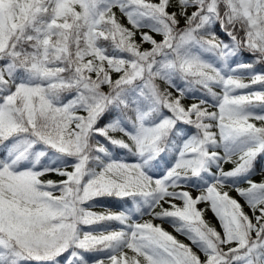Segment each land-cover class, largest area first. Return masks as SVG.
I'll return each mask as SVG.
<instances>
[{
    "label": "snow or ice",
    "instance_id": "snow-or-ice-1",
    "mask_svg": "<svg viewBox=\"0 0 264 264\" xmlns=\"http://www.w3.org/2000/svg\"><path fill=\"white\" fill-rule=\"evenodd\" d=\"M0 264H264V0H0Z\"/></svg>",
    "mask_w": 264,
    "mask_h": 264
},
{
    "label": "trees",
    "instance_id": "trees-1",
    "mask_svg": "<svg viewBox=\"0 0 264 264\" xmlns=\"http://www.w3.org/2000/svg\"><path fill=\"white\" fill-rule=\"evenodd\" d=\"M245 59H248V57H245ZM189 103H192V101L190 100ZM259 163L260 162H258L257 167H259ZM49 178L55 179L56 177H49ZM259 179H256V181H258ZM232 195H235V193H232ZM99 205H102V206H99ZM99 205L95 209H100V210H103V211L105 210V208L111 209L112 211L120 210V203L118 201H115V200H102V201L99 202ZM155 222L159 223V221H155ZM212 223L215 224L214 221ZM163 227H166L165 224L163 225ZM167 229L173 235H176L177 239H180V240L184 241L185 243H188V241L185 240V238L183 236L175 233L172 227L167 228Z\"/></svg>",
    "mask_w": 264,
    "mask_h": 264
},
{
    "label": "rangeland",
    "instance_id": "rangeland-1",
    "mask_svg": "<svg viewBox=\"0 0 264 264\" xmlns=\"http://www.w3.org/2000/svg\"><path fill=\"white\" fill-rule=\"evenodd\" d=\"M146 47H147V45H146ZM189 101L190 100H187L186 101V103H189ZM259 166H260V163H259ZM226 168H229L230 167V165H226L225 166ZM254 180H256V179H259L260 178V176L259 175H256V176H253L252 177ZM194 195L196 194V193H193ZM201 207H203V205H201ZM95 211H103V210H100V209H94ZM247 210V209H246ZM206 218L212 223L213 221L216 223V221H215V219H214V217H213V215H212V213L209 211L207 214H206ZM145 219H148V217H145ZM165 226L166 227H164L166 230H168L167 228H170L171 226L170 225H168V224H165Z\"/></svg>",
    "mask_w": 264,
    "mask_h": 264
}]
</instances>
